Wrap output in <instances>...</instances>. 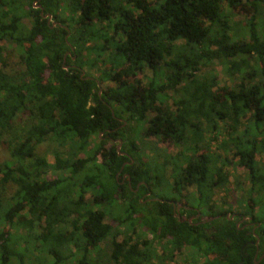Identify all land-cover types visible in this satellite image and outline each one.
Listing matches in <instances>:
<instances>
[{"label":"trees","instance_id":"obj_1","mask_svg":"<svg viewBox=\"0 0 264 264\" xmlns=\"http://www.w3.org/2000/svg\"><path fill=\"white\" fill-rule=\"evenodd\" d=\"M33 2L0 0V264H264V0ZM233 162L242 210L216 212Z\"/></svg>","mask_w":264,"mask_h":264},{"label":"rangeland","instance_id":"obj_2","mask_svg":"<svg viewBox=\"0 0 264 264\" xmlns=\"http://www.w3.org/2000/svg\"><path fill=\"white\" fill-rule=\"evenodd\" d=\"M241 19H242V17H235L234 21H239ZM1 46L4 47L3 56L7 58V62L9 63V66L12 68V70L14 72L22 70V68L20 67L19 62H18L17 52L14 49H12V47L8 44H5V45L1 44ZM106 64H107V55L105 54L99 62L95 63V66L92 70L91 69H85V72L89 73L90 75L95 77L98 74V71L102 70V68H104V66ZM205 71L207 73L210 72L211 75H213L216 78L218 85L220 87H222L224 85V82L226 79H225L224 68L222 66H215L214 68L207 69ZM150 76L151 75L148 71L143 72L141 75L138 76L139 80L141 81L140 83L144 84L147 81V78H150ZM107 85L108 84H102L100 88H106ZM174 99H177V98L174 97ZM23 121L24 120H22V122ZM20 127H22V124L17 123L14 128L19 129ZM222 137L223 136H221L219 138V141L223 139ZM118 146H117V148H118ZM140 146L144 150H148L150 146H153L156 153L167 152L170 156H173V155L177 154V152H178V149L175 148L174 146H172L171 144H168V143L160 144L153 138L143 139L140 143ZM52 147H54V144H52V143L42 144L41 146L37 147V152L40 155H44L47 159V162L51 165L54 162H53L52 157L48 154V152H50ZM120 148H121V145H120ZM120 148H119V150H120ZM210 152H211V154L219 156L220 158H224L225 156H227L229 159H231L230 153L220 151L217 147V143H212V145H210ZM9 159H10V155H9L8 147L6 145H2V142H0V167L3 163H5L6 161H9ZM229 171H230L231 178L229 180V183L226 185L225 189L224 190L216 189L214 191L213 200H214V204H215L214 210L216 212L217 211H224V210L228 209L229 208L228 205L232 206L231 210L233 212H238V211L240 212V210H242V209L239 210L238 207L241 206V204H239V201L240 202L242 201V197L245 196V193L248 189V185H247V182L245 180L246 171L241 167H237L235 162H233L232 165H230ZM48 177H51V178L54 177V173L52 170H49ZM235 179H238V181L240 182L239 190L236 189ZM186 192L187 191H183V194H186ZM229 192L231 194H229ZM4 195H5V198L7 199L9 197V192H7V190H6ZM88 198H89V195H87L86 200ZM239 199H241V200H239ZM222 200L226 203L225 205L222 204ZM189 256H190V251L187 249H183V250H181L180 253L175 254L173 262L167 261L164 264H188L186 261V258ZM155 264H158V263L156 262Z\"/></svg>","mask_w":264,"mask_h":264},{"label":"flooded vegetation","instance_id":"obj_3","mask_svg":"<svg viewBox=\"0 0 264 264\" xmlns=\"http://www.w3.org/2000/svg\"><path fill=\"white\" fill-rule=\"evenodd\" d=\"M32 2H33V0H32ZM33 4H34V6H36V2H35V1L33 2ZM35 8H36V7H35ZM67 54H69V53H67ZM127 178H128L127 175H123V176H122L123 181H122L121 185L124 184V180L127 179ZM128 180H129V178H128ZM129 184H130V183H129ZM150 196H151V193H150V192H147L146 194L142 195L141 199H143V198H144V199H147V198H148L147 201H156L155 198H151ZM173 208H174V212L177 213V214H179L180 211H181L182 206H174ZM183 208L186 209V210L188 209V208H186V207H184V206H183ZM234 217H235V216H233L232 218H234ZM197 218H201L200 214H197V216H194V215L190 216V217L188 218V221L191 222V221H193V220H195V219H197ZM246 220H247V218L242 217V219H240V221H239L238 223H239V224H240V223H243V222H245ZM201 223H205V221H202ZM250 225H252V224H251V223H248V224H246L245 227H248V226H250ZM258 254H259V252H258ZM262 257H264V251H263V253L260 254V258H262Z\"/></svg>","mask_w":264,"mask_h":264},{"label":"water","instance_id":"obj_4","mask_svg":"<svg viewBox=\"0 0 264 264\" xmlns=\"http://www.w3.org/2000/svg\"><path fill=\"white\" fill-rule=\"evenodd\" d=\"M36 8H39V9H40L41 7H40V6H36ZM41 15H42L43 18H46V19H47V23H48V24L51 23L52 17H51L50 15H45V16H44L42 12H41ZM56 25H57V23H54V22L51 23V26H52V27H54V26H56ZM119 148H120V142H119V146H118L117 149L119 150Z\"/></svg>","mask_w":264,"mask_h":264}]
</instances>
